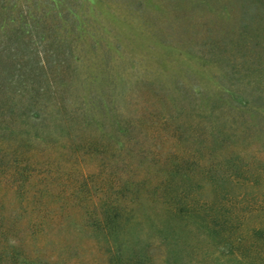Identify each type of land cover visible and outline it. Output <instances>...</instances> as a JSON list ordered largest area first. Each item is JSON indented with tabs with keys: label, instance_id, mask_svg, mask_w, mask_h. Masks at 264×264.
<instances>
[{
	"label": "rangeland",
	"instance_id": "1",
	"mask_svg": "<svg viewBox=\"0 0 264 264\" xmlns=\"http://www.w3.org/2000/svg\"><path fill=\"white\" fill-rule=\"evenodd\" d=\"M4 76L10 81L0 106L22 102L16 96L20 77L35 83L36 94L45 89V79L54 83L62 77L66 86L57 87L54 104L61 103L64 89L60 105L93 120L99 117L95 105L108 104L120 110L124 122L141 119L166 127L167 148L189 137L180 129L190 121L236 120L246 126L245 142L197 156L191 161L199 162V169L186 165L193 167L191 183L201 187L199 198L207 201L214 200L213 184L196 174L214 167L219 194L230 199L225 203L220 196L221 204L230 207L237 224L230 237L234 257L264 264V247L251 237V231L264 228V181L249 177L264 173V0H0V81ZM232 151L239 152L246 180L220 179L228 170L220 164L233 158ZM99 158L86 157L90 182ZM74 160L58 159L64 188L79 184L73 167V183L67 185L66 169ZM132 160L137 177L139 160ZM111 172L101 167L98 174ZM0 194V264H107L85 208L72 205L79 195L68 197L66 188L53 199L2 189ZM236 237L243 239L240 246ZM203 246L208 258L227 261L219 256L224 248L208 241Z\"/></svg>",
	"mask_w": 264,
	"mask_h": 264
},
{
	"label": "trees",
	"instance_id": "2",
	"mask_svg": "<svg viewBox=\"0 0 264 264\" xmlns=\"http://www.w3.org/2000/svg\"><path fill=\"white\" fill-rule=\"evenodd\" d=\"M9 81L8 76L0 81L1 95H6ZM45 81V89L36 94L35 83L20 77L17 83L22 90H17L16 96L22 102L0 106V189L15 191V196L26 193L34 199L58 198L65 188L68 197L79 195L80 200L72 205L85 208L88 228L94 230L107 251V264H256L234 257L230 237L237 224L230 216V207L221 204L220 196L225 203L230 199L228 194H219V177L212 175L210 169L214 167L196 174L213 184L214 200L207 201L199 198L197 191L201 187L191 183L189 173L193 167L186 165L192 163L199 169V162L191 161L198 160L197 156L205 158L227 144L245 142L246 126H240L236 120H216L214 124L190 121L180 129L183 136L189 137L177 139L176 144L167 148L166 140L171 136L166 127L140 118L124 122L120 110L110 109L105 103L95 105L99 115L95 120L88 113L68 111L60 105L64 89L59 92L61 103L54 104L57 87L66 86L63 78L54 83ZM94 126L99 128L101 137L94 132ZM197 133H201L200 137L193 136ZM173 154L179 157L171 158ZM232 154L233 158L220 164V168L228 169L220 179L246 180L239 152ZM98 155L102 158L90 182V162L86 157ZM60 156L74 157L66 169V179L67 185L73 183L71 171L77 167V187L64 188L59 182ZM134 158L139 160L135 166L140 173L137 177L129 163ZM101 167L112 172L100 177ZM261 175L264 173L253 172L249 177L252 182L264 181ZM55 189L59 192L53 194ZM251 237L264 247V228L251 231ZM204 241L219 251L224 248L226 251L219 252V256L227 257V261L219 263V259L208 258V249L202 247ZM242 241L236 237L234 244L240 246Z\"/></svg>",
	"mask_w": 264,
	"mask_h": 264
}]
</instances>
